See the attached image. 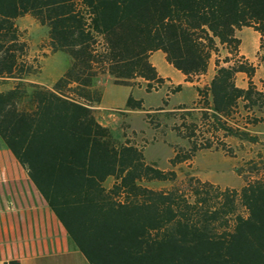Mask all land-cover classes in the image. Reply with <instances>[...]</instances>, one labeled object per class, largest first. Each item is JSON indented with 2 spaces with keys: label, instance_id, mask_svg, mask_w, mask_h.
<instances>
[{
  "label": "trees",
  "instance_id": "trees-1",
  "mask_svg": "<svg viewBox=\"0 0 264 264\" xmlns=\"http://www.w3.org/2000/svg\"><path fill=\"white\" fill-rule=\"evenodd\" d=\"M25 15L43 29L48 50L67 57L50 86L27 80L37 68L15 24ZM242 27L259 34L264 63V0H0V87L11 82L0 88V145L90 264H264V161L247 167L256 177L238 188L191 174L150 188L174 183V170L147 162L92 113L102 75L124 86L141 79L146 92L161 85L152 51L189 82L211 64L208 83L195 87L199 122L183 110L172 130L186 146L175 145L168 163L201 150L231 156L224 137L255 142L240 125H264L256 66L239 53ZM238 72L245 87L234 83ZM140 103L128 95L124 107Z\"/></svg>",
  "mask_w": 264,
  "mask_h": 264
},
{
  "label": "crops",
  "instance_id": "crops-1",
  "mask_svg": "<svg viewBox=\"0 0 264 264\" xmlns=\"http://www.w3.org/2000/svg\"><path fill=\"white\" fill-rule=\"evenodd\" d=\"M258 39L259 34L257 33V42L252 45L250 52L243 51L239 45V53L247 58L252 64H254L253 59L256 57L258 49ZM155 52H160L161 55H155L151 58ZM148 61L154 67L156 74L162 78V83L159 87L164 85L171 88L176 84H180V89L178 91L184 88L189 89V98L185 101L178 99L175 102L170 103V101H167L169 95L161 94L159 100L145 102L143 101L142 94L150 93V91L146 92L144 90V81L141 79H135L138 84L131 86L121 85L125 87V94L123 93L125 96L121 97L122 100L120 102L117 104L112 102L106 103L104 101L105 86L106 83L110 81V77L102 75L96 81V85L101 92L100 101L98 104L92 106L93 116L101 126L109 127L112 132L117 131L118 127H120V122L122 121H127L126 124H128L129 127H150L146 114L152 110L153 107L150 106L152 103L154 104V107L157 108L155 111L158 112L174 110L175 108H173V106H179L180 110L189 109V117L192 120L199 122V108L194 106L198 97L195 87H202L208 83L213 74L212 65L210 64L208 66L205 74L198 75L189 82L184 80V76L179 71L175 70L177 74H174L168 69L167 66H170L171 68L173 67L165 61L161 51H152L148 56ZM256 72L257 68L255 69L254 75ZM61 73L62 72H60L58 76ZM237 77L239 79L244 78V81L242 83H237ZM56 78H54L51 83ZM251 80L258 89L264 92V87H259L258 83L253 81V76ZM246 81L247 78L243 73L238 72L235 74L234 83L236 86L245 87ZM31 82L45 86H50L51 84L46 85L40 81ZM128 95H131L133 99H140L141 108H125L124 102ZM166 126H162L159 123L156 127ZM172 126L173 124L170 125V127ZM240 127L248 132L254 128H259L261 131H264V125L260 123L252 126L246 125L245 127L240 125ZM122 139H127L129 142L141 148L136 142L130 141L128 137L123 136ZM231 139H233V137H224L223 142L227 143V141ZM141 149L143 152L144 147ZM1 150L0 264H90L68 238L62 224L56 218L55 214L48 207L39 191L29 179L25 168L21 166L4 147H2ZM241 185L242 184H240L239 187Z\"/></svg>",
  "mask_w": 264,
  "mask_h": 264
},
{
  "label": "rangeland",
  "instance_id": "rangeland-1",
  "mask_svg": "<svg viewBox=\"0 0 264 264\" xmlns=\"http://www.w3.org/2000/svg\"><path fill=\"white\" fill-rule=\"evenodd\" d=\"M15 24L19 30L23 32V38L26 41L28 51L27 59L32 62L37 68V73L29 77L30 81H40L49 85L51 81L58 76L60 72L67 65V57L62 52H50L45 44V36L43 29L29 16L25 15L15 20ZM240 38V46L243 51L250 52L252 45L257 42V32L251 28L242 27L236 32ZM264 38V33H263ZM161 55L160 52H155L151 56ZM257 68V72L253 75V81H256L259 87H264V63H259L257 58L253 59ZM170 71L177 74L175 69L167 66ZM237 83H242L244 78H236ZM11 85L7 81L0 88L8 87ZM125 87L116 85L108 81L105 86L106 103L112 102L117 104L122 100ZM168 86L162 85L158 88H152L150 93L143 95V101L150 100L157 101L161 94L171 95ZM125 94V93H124ZM189 89H182L173 93L167 101L170 103L178 99L183 101L189 98ZM124 99V97H123ZM152 110L148 112L150 127H129L127 121L120 122V127L117 131H113L114 136L122 139L123 136L128 137L130 141L136 142L139 146L144 147L143 155L147 162L154 164L162 170L173 169L176 174L174 183L170 182H150L148 187L154 189L168 188L172 184H179L186 174H191L200 180L210 181L220 188L223 187H239L244 183V179L252 180L256 177L255 174L248 173V166L264 161V131L259 128H254L248 133L256 137L255 142H248L245 140H238L233 138L228 140L225 145L230 149L231 156L225 155L220 150H201L197 152L194 157L184 163H180L171 167L168 163V158L172 155L173 147L175 145L186 146V141L176 137L171 124H178L180 121V114L184 113L180 110L179 106H173L174 110L168 112L155 111L157 108L154 104H150ZM169 106V105H167ZM168 114V115H165ZM159 123L166 127H156ZM2 146L0 145V155L2 154ZM241 169L238 173L236 169ZM111 179L106 181V185L110 183ZM241 211V210H240Z\"/></svg>",
  "mask_w": 264,
  "mask_h": 264
}]
</instances>
